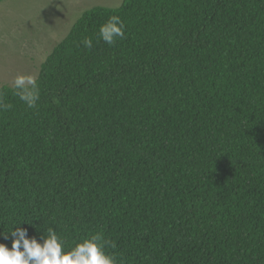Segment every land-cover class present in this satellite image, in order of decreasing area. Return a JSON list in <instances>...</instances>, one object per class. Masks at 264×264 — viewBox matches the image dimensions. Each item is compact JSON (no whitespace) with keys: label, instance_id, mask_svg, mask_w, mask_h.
<instances>
[{"label":"trees","instance_id":"1","mask_svg":"<svg viewBox=\"0 0 264 264\" xmlns=\"http://www.w3.org/2000/svg\"><path fill=\"white\" fill-rule=\"evenodd\" d=\"M37 81L36 108L0 87V243L22 221L117 264H264V0L95 5Z\"/></svg>","mask_w":264,"mask_h":264},{"label":"rangeland","instance_id":"2","mask_svg":"<svg viewBox=\"0 0 264 264\" xmlns=\"http://www.w3.org/2000/svg\"><path fill=\"white\" fill-rule=\"evenodd\" d=\"M123 0H0V87L18 73L38 77L42 63L86 9Z\"/></svg>","mask_w":264,"mask_h":264},{"label":"clouds","instance_id":"3","mask_svg":"<svg viewBox=\"0 0 264 264\" xmlns=\"http://www.w3.org/2000/svg\"><path fill=\"white\" fill-rule=\"evenodd\" d=\"M125 35V24L119 15H111L99 26L98 40L114 45L118 38ZM85 49H91L93 40L84 38L80 42ZM13 94L19 97L28 108H36L40 99V87L37 77L32 74L18 73L11 85ZM12 108L5 103L4 94L0 92V112ZM22 221L15 223L4 233L5 239L12 237L11 248L0 243V264H117L116 257L108 253L100 242L101 235H92L65 250L64 242L54 230H48L43 241L29 238L27 229L20 227Z\"/></svg>","mask_w":264,"mask_h":264}]
</instances>
